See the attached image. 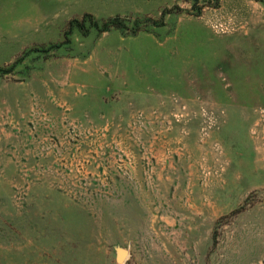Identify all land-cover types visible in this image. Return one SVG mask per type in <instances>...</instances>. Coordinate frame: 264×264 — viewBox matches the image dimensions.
<instances>
[{
  "label": "rangeland",
  "instance_id": "1",
  "mask_svg": "<svg viewBox=\"0 0 264 264\" xmlns=\"http://www.w3.org/2000/svg\"><path fill=\"white\" fill-rule=\"evenodd\" d=\"M0 264H264V2L0 0Z\"/></svg>",
  "mask_w": 264,
  "mask_h": 264
},
{
  "label": "water",
  "instance_id": "2",
  "mask_svg": "<svg viewBox=\"0 0 264 264\" xmlns=\"http://www.w3.org/2000/svg\"><path fill=\"white\" fill-rule=\"evenodd\" d=\"M126 256H127L126 251L121 252V253L118 254V256H117V261H118V262H122V261H124V259L126 258Z\"/></svg>",
  "mask_w": 264,
  "mask_h": 264
},
{
  "label": "trees",
  "instance_id": "3",
  "mask_svg": "<svg viewBox=\"0 0 264 264\" xmlns=\"http://www.w3.org/2000/svg\"><path fill=\"white\" fill-rule=\"evenodd\" d=\"M260 1L264 2L263 0H260Z\"/></svg>",
  "mask_w": 264,
  "mask_h": 264
}]
</instances>
